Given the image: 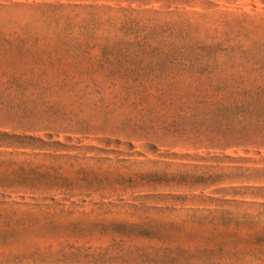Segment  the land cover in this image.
I'll use <instances>...</instances> for the list:
<instances>
[{
  "label": "rangeland",
  "instance_id": "374dc122",
  "mask_svg": "<svg viewBox=\"0 0 264 264\" xmlns=\"http://www.w3.org/2000/svg\"><path fill=\"white\" fill-rule=\"evenodd\" d=\"M0 264H264V0H0Z\"/></svg>",
  "mask_w": 264,
  "mask_h": 264
}]
</instances>
